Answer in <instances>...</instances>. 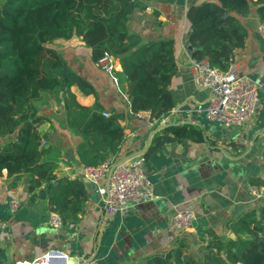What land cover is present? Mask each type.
<instances>
[{
    "label": "trees",
    "instance_id": "obj_1",
    "mask_svg": "<svg viewBox=\"0 0 264 264\" xmlns=\"http://www.w3.org/2000/svg\"><path fill=\"white\" fill-rule=\"evenodd\" d=\"M142 0H0V175L4 169L10 185L28 175L35 195L44 188L51 211L63 222L76 219L89 193L80 175H58L60 149L41 126L48 116L38 101L46 94L66 110V123L80 136L76 145L80 165H97L121 149L125 137L123 113L109 111L94 84L75 71L52 45L57 38L82 37L97 62L105 50L120 59L118 78L126 82L132 112L149 111L159 118L175 106L171 81L177 71L172 37L142 40L127 26ZM255 8L264 20V0H202L190 4L187 40L190 54L206 58L220 69L229 68L237 49L246 43L243 17ZM77 91L93 95L83 103ZM109 114H104V111ZM195 123L170 122L153 135L151 148L167 141L207 140ZM252 183L264 184L262 178ZM228 234L205 230L202 258L189 253L185 237L167 250L148 255L140 264H264V202L242 211L227 224Z\"/></svg>",
    "mask_w": 264,
    "mask_h": 264
},
{
    "label": "crops",
    "instance_id": "obj_2",
    "mask_svg": "<svg viewBox=\"0 0 264 264\" xmlns=\"http://www.w3.org/2000/svg\"><path fill=\"white\" fill-rule=\"evenodd\" d=\"M142 1L147 7H135L128 15L129 29L144 41L162 37L175 40L178 67L170 85L175 106L163 117L169 116L170 122L195 123L204 129L207 140L167 141L151 148L154 126L132 113L126 82L119 78L117 85L109 72L99 68L81 36L55 39L52 45L75 71L94 84L107 110L123 113L120 122L125 137L117 157L143 153V169L157 196L132 204L124 214L107 215L96 188L81 174L83 165L78 163L76 151L80 136L68 127L63 104L48 96L38 105L49 118L41 129L48 130L49 140L60 149L55 172L70 177L80 175L89 196L76 219L55 226L49 221L46 192L45 198L39 194L44 188L32 196L29 181H25L30 180L28 175L11 186L4 169L0 175V264L31 262L50 249L61 250L81 264L92 255L100 264H140L148 255L175 246L182 237L187 239L189 253L194 255L198 245L203 255L207 228L228 234L229 221L264 202V195L256 201L250 190V185L255 184L252 178L264 180V86L259 89L254 115L243 125L226 127L209 120L205 111L209 90L194 82L187 40V8L202 0ZM242 19L248 36L233 60L242 74L264 81V39L257 30L260 20L255 8ZM121 70L118 58L117 71ZM77 95L83 103L95 99L79 91ZM5 139L0 138V143ZM106 179L100 182L106 183ZM259 186L264 191V184ZM14 199L20 201L16 210L10 206ZM183 209L195 214L186 230L178 229L174 221L175 214Z\"/></svg>",
    "mask_w": 264,
    "mask_h": 264
},
{
    "label": "built area",
    "instance_id": "obj_3",
    "mask_svg": "<svg viewBox=\"0 0 264 264\" xmlns=\"http://www.w3.org/2000/svg\"><path fill=\"white\" fill-rule=\"evenodd\" d=\"M257 30L264 39V20L258 22ZM190 64L195 84L209 90L205 107L209 120L217 121L226 127L241 126L250 120L257 108L259 89L264 86V81H257L242 74L234 60L226 70L211 65L206 58L196 59L191 56ZM97 65L109 72L118 85L119 78L116 73L118 58L111 51L105 50L103 56L97 61ZM132 113L154 126L155 132L170 122L169 116L152 118L149 111ZM104 114L108 115L109 111L105 110ZM143 161V153H136L125 158L113 155L97 165L83 166L82 174L96 184L107 215L124 214L132 204L157 196L150 179L144 172ZM103 177L107 178L106 183L100 182ZM250 190L256 201L264 195V191L257 184H251ZM10 206L12 210H16L20 206V201L14 199L10 202ZM194 218L195 214L192 210H179L174 216L175 225L178 229L186 230L190 228ZM49 221L55 226H61L63 223L60 214L55 211L50 212ZM19 263L81 264L72 256L57 249H50L31 262ZM82 264L100 263L92 255Z\"/></svg>",
    "mask_w": 264,
    "mask_h": 264
},
{
    "label": "water",
    "instance_id": "obj_4",
    "mask_svg": "<svg viewBox=\"0 0 264 264\" xmlns=\"http://www.w3.org/2000/svg\"><path fill=\"white\" fill-rule=\"evenodd\" d=\"M188 48L191 49L192 46L189 45ZM68 154H69V157H70V158H73V157H74V155L71 154V151H68ZM81 170H82V168H81ZM81 174H82V173H81ZM25 181L28 182V181H29V178H26ZM85 181L88 182V183H91V184H89V185L92 186V187H94V188H96V184H95L94 182L89 181L88 178L85 177ZM88 188H89V190H91V187H88ZM96 191H97V188H96ZM97 192H98V191H97ZM98 193H99V192H98ZM39 194H40V196H41L42 198H45V189H41V190H39ZM99 195H100V194H99ZM18 264H20V263H18Z\"/></svg>",
    "mask_w": 264,
    "mask_h": 264
},
{
    "label": "rangeland",
    "instance_id": "obj_5",
    "mask_svg": "<svg viewBox=\"0 0 264 264\" xmlns=\"http://www.w3.org/2000/svg\"><path fill=\"white\" fill-rule=\"evenodd\" d=\"M46 98H48V94H46L41 100L38 101V103H43L46 101ZM194 255L197 257V258H201L202 257V250L199 249V246L197 245L195 248H194Z\"/></svg>",
    "mask_w": 264,
    "mask_h": 264
}]
</instances>
